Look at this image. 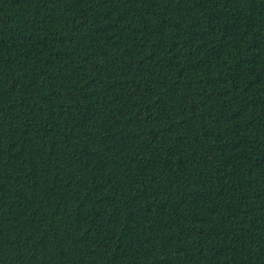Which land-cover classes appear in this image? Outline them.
<instances>
[{
  "label": "trees",
  "instance_id": "1",
  "mask_svg": "<svg viewBox=\"0 0 264 264\" xmlns=\"http://www.w3.org/2000/svg\"><path fill=\"white\" fill-rule=\"evenodd\" d=\"M0 264H264V0H0Z\"/></svg>",
  "mask_w": 264,
  "mask_h": 264
}]
</instances>
